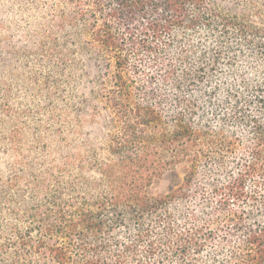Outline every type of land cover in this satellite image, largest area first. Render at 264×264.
I'll return each instance as SVG.
<instances>
[{"label":"trees","instance_id":"16d2710c","mask_svg":"<svg viewBox=\"0 0 264 264\" xmlns=\"http://www.w3.org/2000/svg\"><path fill=\"white\" fill-rule=\"evenodd\" d=\"M23 1L103 132L0 175V264H264V0Z\"/></svg>","mask_w":264,"mask_h":264},{"label":"rangeland","instance_id":"374dc122","mask_svg":"<svg viewBox=\"0 0 264 264\" xmlns=\"http://www.w3.org/2000/svg\"><path fill=\"white\" fill-rule=\"evenodd\" d=\"M27 4L0 0V175L22 173L21 187L67 157L84 155L103 132L92 114L79 115V85L50 68L39 36L24 32ZM183 176V165L168 170L151 191L168 192Z\"/></svg>","mask_w":264,"mask_h":264}]
</instances>
